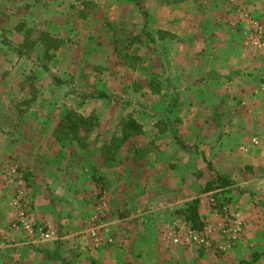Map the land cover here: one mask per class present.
Here are the masks:
<instances>
[{"label": "crops", "instance_id": "1", "mask_svg": "<svg viewBox=\"0 0 264 264\" xmlns=\"http://www.w3.org/2000/svg\"><path fill=\"white\" fill-rule=\"evenodd\" d=\"M109 1L131 5L141 29L146 22L152 39L147 45L162 49L138 55L143 60L133 71L160 81L158 95L133 92L131 85L101 90L149 101L127 113L142 127L133 142L143 157L123 148L108 165L100 147L82 150L51 134L35 145L4 137L0 196L9 202L0 205V239L13 246L3 262L264 264V0H136L146 20L134 4ZM173 79L180 80L179 88L166 84ZM3 101L0 110L7 108ZM104 103L85 104L95 107L81 113L103 122ZM216 176L231 186L203 193ZM219 198L226 202L224 214L241 225L234 239L222 234L223 215L211 207V199L219 204ZM196 199L204 228L195 233L210 232L201 245L186 239L190 230L178 216ZM99 210L103 217L92 237ZM23 214L49 239H32L22 228Z\"/></svg>", "mask_w": 264, "mask_h": 264}, {"label": "rangeland", "instance_id": "2", "mask_svg": "<svg viewBox=\"0 0 264 264\" xmlns=\"http://www.w3.org/2000/svg\"><path fill=\"white\" fill-rule=\"evenodd\" d=\"M82 1L93 3V6L89 7L87 11L88 16L85 18V22L79 19L80 15L78 14L82 9ZM105 23L112 25L121 38L126 35L139 37L144 43L149 41L145 39L144 34L147 32H145V28L141 29V20H137L134 16L131 5H117L111 1L104 2V0H40L37 3L31 0H0V41H9L13 45H19L23 40L24 33L30 31L31 42L35 41L43 32H48L52 37L63 42L49 63V72L35 76L32 73L36 71V65L33 64L36 54H33L29 60L17 59L14 50L0 45V94L4 97L3 99L0 97V99L4 100L3 104L7 107L4 109V105H2L3 111L0 110V144L5 142L4 137L8 138L4 131L15 132V139L24 137L28 143H39L43 137L51 133L50 129L48 133H45L46 123H56L59 116L67 109H73L83 114L86 110L94 109L95 106H90L88 109L80 107L82 99L78 96L79 94H95L102 90L103 85L108 89L106 91H121L126 87L129 89L132 82L143 80L135 73L136 71L126 70L117 64L118 60H115L111 48L112 32L105 31ZM261 25H264V20ZM263 33L264 31L261 32L262 36ZM259 34L258 32L253 33L254 36H259ZM144 43L132 46L130 53L135 52L137 55H144L147 58L152 52L156 53L162 50L150 48ZM110 56L113 58L111 59ZM172 73H174L173 70L170 71V74ZM29 77L33 80L29 81ZM52 77L61 79L65 85L62 87L55 85L51 80ZM118 78L120 84L117 85V81L114 79ZM29 82H32L33 87L37 89L39 100L36 99L38 102L30 105L31 111L18 114V110L26 109V106L21 105V102L31 99L29 98ZM179 82L180 80L173 79L172 82L167 80L166 84L179 88ZM109 96L112 100L105 101L103 108H100L103 109L102 125L89 135L88 142L91 143L87 147L89 150H96L108 141L117 131V122L131 109L134 107L138 109L137 105H143L144 100L145 103H149L143 96L132 97L126 93ZM258 99L260 100V96ZM90 102L92 101H86L85 104ZM93 102L97 103L98 100ZM238 113L235 112V118L241 122L243 115L239 116ZM253 117L259 118L258 114ZM16 121H18L19 127L16 126ZM28 143H26V148L30 145ZM69 147L67 146L65 150H69ZM71 147L73 148L74 145ZM2 149L0 147V151ZM124 150L126 152V148ZM106 163L111 164L108 161ZM6 169L0 168L4 172ZM0 197H2L0 205L3 207L9 201L4 199L6 196ZM225 203V200L219 198V208L216 212L224 215L222 206H225ZM11 246L13 244L0 239V257L3 259H0V264L1 262L2 264L8 263L3 261L7 257V251L11 250Z\"/></svg>", "mask_w": 264, "mask_h": 264}, {"label": "trees", "instance_id": "3", "mask_svg": "<svg viewBox=\"0 0 264 264\" xmlns=\"http://www.w3.org/2000/svg\"><path fill=\"white\" fill-rule=\"evenodd\" d=\"M34 3L39 2L40 0H31ZM120 2H126L129 4H134L141 11L143 19L146 20L147 15L141 9L140 4L136 0H115ZM93 6V3L82 1V9L79 11V19L83 22L86 21L88 16V9ZM143 27L146 28V22L143 23ZM105 31L111 33V48L112 52L115 55V60H118L117 64L126 70L135 71L137 65L143 60L135 52L130 53L132 46L137 45V43H144L139 37H130L123 36L122 38L118 35L117 30L109 23H105ZM120 32V31H119ZM146 32V31H145ZM145 39L147 41H152L150 34L145 33ZM139 38V39H138ZM63 42L60 39L54 38L48 32L40 33L39 37L31 42L30 41V31H26L23 35V40L19 45H13L9 41H0V45L10 48L15 51L17 59L29 60L33 54H36V60L33 64L36 65V71L32 73L33 76L36 74H47L49 72V63L55 53L60 49ZM147 44V43H144ZM148 46V45H147ZM33 80L29 77V81ZM51 80L57 86H64L65 82L57 77H52ZM133 92H138L140 90H148L153 95H158L162 89V83L155 79L149 80H138L130 84ZM30 87V97L31 99L24 100L21 102V105L26 106V109L23 111H17L18 114L27 113L31 111V106L36 103L37 89L32 85V82H29ZM74 94V93H72ZM82 102L80 107L84 106L86 101H110L112 98L107 95L104 91H97L95 94L81 93L78 95ZM30 106V107H28ZM3 110H1L2 112ZM24 118V117H23ZM19 121V120H18ZM16 121V123L18 122ZM52 123H50L51 125ZM101 122L94 113H91L87 116H83L81 113H78L76 110L67 109L59 116V119L55 123L53 128H50L51 136L58 143L71 142L76 144L80 149L85 150L89 145V135L96 129L100 128ZM18 126V123L16 125ZM48 126L45 129V133H48ZM21 128V127H20ZM22 130V128H21ZM20 130V131H21ZM22 132V131H21ZM4 134L9 138L7 141L9 143L15 142V132L7 133L4 131ZM142 134V127L138 124L131 114H126L117 122V131L114 133L108 141H106L101 147L97 150L101 158H105L108 162H111L115 155L126 148L128 155H132L134 158H142L144 151L135 147L134 140ZM210 166V165H209ZM27 180V177H25ZM231 186L229 180L216 176L211 182L207 183L203 193L209 191L221 190ZM198 199L187 203L184 208L178 211V216L182 218V221L186 227L192 232H201L204 228V223L201 221L198 215Z\"/></svg>", "mask_w": 264, "mask_h": 264}, {"label": "built area", "instance_id": "4", "mask_svg": "<svg viewBox=\"0 0 264 264\" xmlns=\"http://www.w3.org/2000/svg\"><path fill=\"white\" fill-rule=\"evenodd\" d=\"M19 198L22 200V194L18 193ZM211 203V207L213 209V211H216L219 207H218V203L215 199H211L210 201ZM223 211L225 210L224 207H222ZM225 213V211H224ZM103 215L101 210L98 211V220L95 221L96 224H94V226L91 228V236L95 237L96 236V231H97V226L96 225H100L101 223V219H102ZM24 218V214L21 216L22 221L21 225L22 228L29 231L31 234V238H40L41 240L45 241L49 239V234L47 232H45L42 228H36L35 230L26 222H24L23 220ZM224 221H225V226L220 230L222 232L223 235L225 236H229V238L234 239L236 237H238L241 234V225L235 222H232L229 220V217L226 216L225 214L223 215ZM210 232H207V234H196L195 232L189 231L186 234V239L191 242L194 245H201V244H205L207 243L208 240V235Z\"/></svg>", "mask_w": 264, "mask_h": 264}]
</instances>
